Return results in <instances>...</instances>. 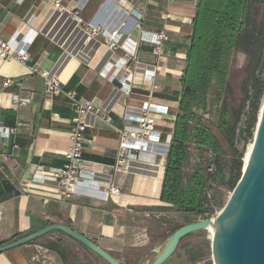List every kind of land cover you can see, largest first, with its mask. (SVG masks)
Instances as JSON below:
<instances>
[{"label":"crops","instance_id":"0c3cea01","mask_svg":"<svg viewBox=\"0 0 264 264\" xmlns=\"http://www.w3.org/2000/svg\"><path fill=\"white\" fill-rule=\"evenodd\" d=\"M197 2L62 0V10L55 11L49 1L0 0V42L12 47L8 58L0 55V129L14 130L0 135V154L8 156L0 163V247L61 225L122 264L146 263L158 250L160 240H150L146 230L151 217L169 211L160 192ZM88 26L103 33L89 35ZM160 33L166 39L157 59L150 40ZM108 36L116 49L109 48ZM23 49L29 54L25 64L16 59ZM33 69L58 77L61 93L47 98ZM146 70L154 71L151 80L143 79ZM127 78L128 92L121 86ZM66 92L91 103L95 113L87 117L81 160L89 178L82 192L63 200L56 183L37 179L65 163L72 116ZM13 97L29 101L15 108ZM145 103L167 107L165 115H154L158 139L116 171L119 132L137 126ZM110 185L116 197L94 195ZM31 249L49 252L27 244L1 253L0 264L39 263ZM124 251L144 255L129 258Z\"/></svg>","mask_w":264,"mask_h":264},{"label":"trees","instance_id":"16d2710c","mask_svg":"<svg viewBox=\"0 0 264 264\" xmlns=\"http://www.w3.org/2000/svg\"><path fill=\"white\" fill-rule=\"evenodd\" d=\"M236 53L247 58L246 78L243 99L231 107L228 79ZM263 70L264 0H198L160 192L170 211L190 218L186 224L213 217L222 206L220 190L233 191L240 180L238 125L248 106L243 142H252L264 99ZM210 111L214 122L206 117ZM43 248L65 261L60 239Z\"/></svg>","mask_w":264,"mask_h":264},{"label":"water","instance_id":"95a60500","mask_svg":"<svg viewBox=\"0 0 264 264\" xmlns=\"http://www.w3.org/2000/svg\"><path fill=\"white\" fill-rule=\"evenodd\" d=\"M209 228L212 230L213 264H264V99L251 152L243 165L241 178L221 212L215 217L180 226L166 238L163 249L150 264H164L183 238ZM55 232L68 236L106 264H122L92 241L61 225L47 226L0 247V254Z\"/></svg>","mask_w":264,"mask_h":264},{"label":"built area","instance_id":"2783aa9c","mask_svg":"<svg viewBox=\"0 0 264 264\" xmlns=\"http://www.w3.org/2000/svg\"><path fill=\"white\" fill-rule=\"evenodd\" d=\"M52 3V8L55 11L62 10V0H44ZM167 3H171L174 0H164ZM137 15V14H136ZM140 18V15H137ZM90 30V31H89ZM89 35H97L103 33L99 27L88 26L85 31ZM89 32V33H88ZM114 38V37H113ZM111 36L106 37V42L109 44L111 50L116 49V45L112 42ZM166 39V35L163 33L154 35L150 42L154 45V53L158 59L162 52L161 42ZM9 43L0 42V55L3 58H8V51L11 49ZM16 59L25 64L29 61V54L26 49L18 51L16 53ZM126 61L123 60L122 64L118 67L125 66ZM33 74L37 75L43 80L44 93L47 98H52L61 93L60 81L58 77L50 74L49 72L41 69H33ZM154 71H144L143 79L151 80L153 78ZM130 78L121 82L122 89L126 92L129 91ZM9 82L5 83L8 86ZM65 97L69 100L71 105L72 116L70 118L71 130H70V145L64 153L65 163L62 168L57 172H45L39 175L37 182H53L59 186L58 196L60 199H69L70 197L79 194L81 191V185L89 178L86 171L81 166V160L83 151L88 144V140L85 135L87 124V117L95 113L93 105L89 102H83L76 99L73 92H66ZM28 99H21L13 97L12 105L15 108L23 107L28 102ZM248 108V106L246 107ZM167 113V107L163 105H151L145 103L141 109L139 117L136 119L137 126L131 128H125L119 132V145L117 152V159L115 163V170L125 167V165L138 158L139 154L147 150L149 144L157 141L158 133L156 131V121L154 115H165ZM108 120V118H106ZM13 129H0V135L7 136L13 133ZM8 158L5 154H0V163ZM117 191L113 186H109L108 191L96 190L95 196L100 199H107L108 196L116 197Z\"/></svg>","mask_w":264,"mask_h":264},{"label":"rangeland","instance_id":"374dc122","mask_svg":"<svg viewBox=\"0 0 264 264\" xmlns=\"http://www.w3.org/2000/svg\"><path fill=\"white\" fill-rule=\"evenodd\" d=\"M246 63L247 58L241 54L236 53L233 55V58L230 62V71H229V84L231 87L232 95V103L230 102L231 107L238 106L239 102L243 99V82L246 78ZM261 77L264 80V70L261 73ZM209 121L214 122V114L212 111L209 112L206 116ZM248 119V108H245L242 116L240 118V122L238 125V138L236 148L242 152V162L244 165V159L246 154L253 143L248 141L245 145L243 142V132L246 126V122ZM244 145V149H243ZM228 156H225L222 160L224 165L225 174L227 175V167H228ZM243 168V167H242ZM242 173V172H241ZM231 190L222 188L220 190L222 206L219 207L214 216H217L223 207L225 206L230 194ZM149 228L146 230L148 237L150 240L158 239L160 240V245L158 250L153 252V255L146 263L150 264L156 257L159 255L161 250L164 247L165 240L168 238L173 230L179 228L186 224L190 218L179 215L173 211H168V214H164L163 216L155 215L151 217ZM50 235V234H48ZM48 235L36 240V245L43 247L47 242L54 241L56 239H60L61 248L65 253V261L67 264H106L103 260L97 257L95 254L72 240L66 235H60L55 233V236L52 238ZM211 234L209 231H199L196 233H192L187 237L183 238L173 256L168 259L164 264H213L212 262V253H211V242H210ZM32 253L36 255V260L39 263L36 264H60L59 258L57 255H52L50 252H45L44 250H39L37 253L35 249H31ZM121 255L132 258L135 255H144L137 252H129L124 251Z\"/></svg>","mask_w":264,"mask_h":264},{"label":"bare ground","instance_id":"6f19581e","mask_svg":"<svg viewBox=\"0 0 264 264\" xmlns=\"http://www.w3.org/2000/svg\"><path fill=\"white\" fill-rule=\"evenodd\" d=\"M251 149H252V145L250 146V148H249V150H248V152H247V154H246V157H245V159H244V164H245L246 159L248 158V155H249L250 152H251ZM207 231H209L210 234L212 235V230H211L210 228H209Z\"/></svg>","mask_w":264,"mask_h":264}]
</instances>
